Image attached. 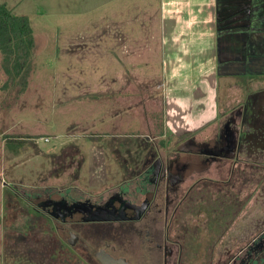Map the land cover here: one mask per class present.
Returning a JSON list of instances; mask_svg holds the SVG:
<instances>
[{
    "label": "rangeland",
    "instance_id": "374dc122",
    "mask_svg": "<svg viewBox=\"0 0 264 264\" xmlns=\"http://www.w3.org/2000/svg\"><path fill=\"white\" fill-rule=\"evenodd\" d=\"M0 4L28 18L34 39L24 90L3 71L0 55V264H81L64 258L62 249L53 257V232L39 217L35 197L70 188L100 198L128 179L131 151L132 177L166 152L174 155L179 131L167 122L178 111L175 101L207 73L199 57H189L183 67L175 54L166 57L164 69L159 0ZM218 99L226 105L224 95ZM262 170L249 169L252 181L233 192V209L244 199V209L260 208L252 200L264 195ZM199 198L200 206L189 200L186 219L170 232L174 240L181 237L184 264H205L220 227L210 221V195ZM238 231L233 229V237Z\"/></svg>",
    "mask_w": 264,
    "mask_h": 264
},
{
    "label": "flooded vegetation",
    "instance_id": "af4514ba",
    "mask_svg": "<svg viewBox=\"0 0 264 264\" xmlns=\"http://www.w3.org/2000/svg\"><path fill=\"white\" fill-rule=\"evenodd\" d=\"M238 91L228 94L225 106L218 102L210 121L174 133L177 156L168 151L132 177L131 151L128 179L99 193L102 197L70 188L36 196L38 215L53 232V257L62 249L64 258L72 262V256L81 264H138L139 241V264H184L181 237L172 239L171 228L186 219L189 200L200 206L199 195L207 193L210 221L220 227L205 264H264V195L252 200L260 201L254 209H244L247 199L233 209L231 200L239 186H249L250 168H264V89L249 82ZM233 229L241 234L233 237ZM233 240L241 247L231 244Z\"/></svg>",
    "mask_w": 264,
    "mask_h": 264
},
{
    "label": "crops",
    "instance_id": "0c3cea01",
    "mask_svg": "<svg viewBox=\"0 0 264 264\" xmlns=\"http://www.w3.org/2000/svg\"><path fill=\"white\" fill-rule=\"evenodd\" d=\"M159 1L162 64L170 54L183 67L190 65L189 57H199L207 73L190 92L177 97L180 105L176 116H169L168 128H199L216 116L220 95L226 101L249 82L264 89V0Z\"/></svg>",
    "mask_w": 264,
    "mask_h": 264
},
{
    "label": "trees",
    "instance_id": "16d2710c",
    "mask_svg": "<svg viewBox=\"0 0 264 264\" xmlns=\"http://www.w3.org/2000/svg\"><path fill=\"white\" fill-rule=\"evenodd\" d=\"M33 48V32L28 18L16 16L5 4H0L1 66L10 81H18L23 90L31 70Z\"/></svg>",
    "mask_w": 264,
    "mask_h": 264
}]
</instances>
